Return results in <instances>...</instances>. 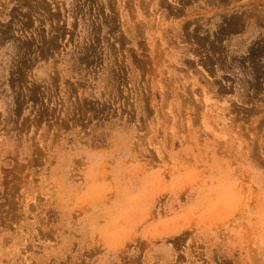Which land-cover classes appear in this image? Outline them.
I'll list each match as a JSON object with an SVG mask.
<instances>
[{
	"label": "rangeland",
	"instance_id": "374dc122",
	"mask_svg": "<svg viewBox=\"0 0 264 264\" xmlns=\"http://www.w3.org/2000/svg\"><path fill=\"white\" fill-rule=\"evenodd\" d=\"M0 264H264V0H0Z\"/></svg>",
	"mask_w": 264,
	"mask_h": 264
}]
</instances>
